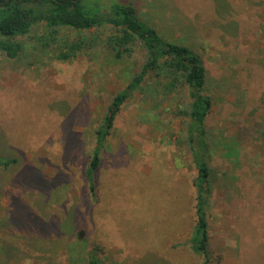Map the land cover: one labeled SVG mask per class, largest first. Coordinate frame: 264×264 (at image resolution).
<instances>
[{"label":"rangeland","instance_id":"1","mask_svg":"<svg viewBox=\"0 0 264 264\" xmlns=\"http://www.w3.org/2000/svg\"><path fill=\"white\" fill-rule=\"evenodd\" d=\"M115 2L206 70L209 264H264V0H83L93 12ZM45 29L15 39L16 59L0 53V159L15 160L0 167V264H87L94 246L106 264H202L188 246L197 173L174 116L184 97L122 106L92 195L93 131L144 53L117 62L96 47L61 62L40 54Z\"/></svg>","mask_w":264,"mask_h":264},{"label":"trees","instance_id":"2","mask_svg":"<svg viewBox=\"0 0 264 264\" xmlns=\"http://www.w3.org/2000/svg\"><path fill=\"white\" fill-rule=\"evenodd\" d=\"M42 24L45 34L36 38L40 54L52 50L54 58L61 62L75 61L96 47L108 51L117 62L131 58L138 48L144 53L138 71L121 70V89L112 98L102 123L93 131V146L85 170L92 195L95 172L122 106L136 95L153 102L184 97L185 106L174 116L182 120L181 139L197 173L193 181L196 221L188 246L193 255L204 258L202 264H209L207 212L212 194L209 167L212 150L205 122L212 100L207 93L206 70L200 56L189 47L165 39L140 18L131 3L115 2L103 11L93 12L85 8L83 0H0V53L16 59L23 47L15 39ZM104 29L108 33L100 35L99 31ZM87 32L93 33L86 36ZM14 163V159H0L3 168ZM100 252V247L94 246L87 254V264H106Z\"/></svg>","mask_w":264,"mask_h":264}]
</instances>
